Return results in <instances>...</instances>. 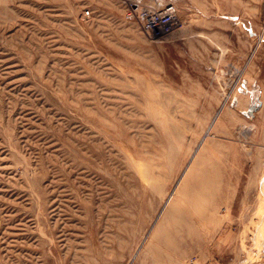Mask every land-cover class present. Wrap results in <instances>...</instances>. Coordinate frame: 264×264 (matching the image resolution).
<instances>
[{
  "label": "rangeland",
  "instance_id": "obj_1",
  "mask_svg": "<svg viewBox=\"0 0 264 264\" xmlns=\"http://www.w3.org/2000/svg\"><path fill=\"white\" fill-rule=\"evenodd\" d=\"M167 4L169 34L127 18ZM263 141L264 0H0V264L224 245L225 179ZM261 201L214 264H264Z\"/></svg>",
  "mask_w": 264,
  "mask_h": 264
},
{
  "label": "crops",
  "instance_id": "obj_2",
  "mask_svg": "<svg viewBox=\"0 0 264 264\" xmlns=\"http://www.w3.org/2000/svg\"><path fill=\"white\" fill-rule=\"evenodd\" d=\"M256 153L261 160L251 161L249 165L243 161V157L241 158V167L246 164L248 169L245 178L241 173L238 180L225 179L224 245H149L145 248L143 259L140 262L138 260L136 264H183L185 252L179 254V250L196 251L194 254H197L199 264H214L217 247L225 252L242 250L243 244L239 235L244 231V224L239 223L238 219L262 216L258 212L264 198V146L258 147ZM260 174H263V177L260 178Z\"/></svg>",
  "mask_w": 264,
  "mask_h": 264
},
{
  "label": "built area",
  "instance_id": "obj_3",
  "mask_svg": "<svg viewBox=\"0 0 264 264\" xmlns=\"http://www.w3.org/2000/svg\"><path fill=\"white\" fill-rule=\"evenodd\" d=\"M86 16L89 12H85ZM176 10L172 5H165L156 8L131 6L127 18L136 19L141 23L144 30L153 35H165L171 33L176 27Z\"/></svg>",
  "mask_w": 264,
  "mask_h": 264
},
{
  "label": "bare ground",
  "instance_id": "obj_4",
  "mask_svg": "<svg viewBox=\"0 0 264 264\" xmlns=\"http://www.w3.org/2000/svg\"><path fill=\"white\" fill-rule=\"evenodd\" d=\"M252 108V107H251ZM253 109V108H252ZM251 112V111H250Z\"/></svg>",
  "mask_w": 264,
  "mask_h": 264
}]
</instances>
